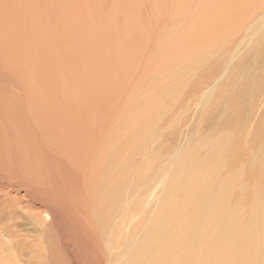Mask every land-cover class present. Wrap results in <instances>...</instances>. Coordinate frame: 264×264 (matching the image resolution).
<instances>
[{"label": "rangeland", "instance_id": "374dc122", "mask_svg": "<svg viewBox=\"0 0 264 264\" xmlns=\"http://www.w3.org/2000/svg\"><path fill=\"white\" fill-rule=\"evenodd\" d=\"M178 2L0 0V223L13 235L2 236L0 229V247L31 233L33 225L26 227L25 218L33 221L36 204L56 206L45 235L52 239L50 251L64 264L57 243L61 203L78 219L80 254L100 258L109 252L101 248L93 220L97 202L107 195L116 200L120 193L130 206L138 202L137 208L139 202H154L150 196L159 189L161 195L166 182L181 192L212 140L223 148L211 152L216 183L207 198L216 185L225 190L221 177L226 174L220 173L230 171L227 156L234 149L250 154L248 169L263 161L264 107L252 117L260 144L249 146L254 136L247 135L245 124L237 125L218 109L210 118L209 107L200 105L216 82L222 92L231 87L237 95L243 84L264 75V32L245 38L250 26L245 22L262 13L264 6L257 10L264 0H210L199 10L194 4L170 14L182 15L174 17L178 26L173 28L165 14L193 4ZM214 24L220 26L210 30ZM207 69L212 76L205 77ZM202 77L214 80L207 85ZM233 99V107H239L241 101ZM207 129L211 133L200 137ZM246 179L243 172L244 202L254 192L253 177ZM140 212L126 225L119 219L121 243L111 254L127 244H142L146 223ZM231 219L238 224L236 215ZM132 223L138 228L126 231L123 226ZM89 228L96 230V251L81 248ZM25 261L20 258L18 264ZM9 264L16 263L10 259Z\"/></svg>", "mask_w": 264, "mask_h": 264}, {"label": "bare ground", "instance_id": "6f19581e", "mask_svg": "<svg viewBox=\"0 0 264 264\" xmlns=\"http://www.w3.org/2000/svg\"><path fill=\"white\" fill-rule=\"evenodd\" d=\"M195 1L192 0L193 4L187 8H176V12L165 14V17L163 14L160 16L169 20L173 28L177 27L178 23L174 17H181L182 15L174 14V17H172L170 14L191 10ZM209 1L197 0L194 10L201 9ZM263 6L264 4L259 7L257 12ZM257 15L252 16L245 22V27L250 25L245 38L255 37L264 32V10L256 18ZM159 17H157V21ZM214 26L220 25L214 24L210 30ZM204 75L205 77L212 76V72L207 69L204 71ZM205 77H202V79L207 85L214 80V78L207 79ZM216 83L201 103L200 109L209 107L206 111L210 118H212V111L215 109H218L222 115L226 112L228 113L226 117L229 120L239 126L245 124L248 130L247 135L252 133L254 122L252 117L258 113L260 108L264 107V75L256 79L253 84H243L237 95L236 92H233V89L231 90V87L227 88L226 92H222L219 83ZM215 89H219V91L214 92ZM234 97L241 101L239 107H233V104L236 103V100L233 99ZM222 131L227 132L228 126L225 125ZM254 132L252 133V137H254L250 141L249 146L258 142L260 144L259 137ZM210 133V129H207L206 132H201L200 137ZM228 133L230 134V132ZM222 148L223 145L220 141L214 142L212 140L204 157L193 168L192 174L194 178L189 180L187 186L183 187L181 192H174L166 182L163 185L161 195L160 189L159 192L149 195L154 198V202L147 201L151 203L147 207L152 209L149 214L146 207L148 203L139 202V205L143 208L139 206L136 208L138 202L130 206L131 201H123L119 192L116 200L111 199L107 195L103 201L97 202L93 222L100 234L101 248L109 252V255H107L102 251L106 257L104 254H101L100 258L94 253V257L80 254L78 246L80 238L78 239L76 230L78 219L72 210L70 214H67L69 211L66 209V204L59 203V209H62V216L58 215L57 232L59 233L57 234V243L59 250L62 251L64 264H94L96 262L95 258L96 260L98 258L99 264H105L109 258H111L109 259L110 264H264V247H262V244H264V151L261 148L260 156L262 155L263 161L255 168L250 169H248L246 163L249 153H239L236 149L230 152L227 156L230 171L220 173L226 174L225 177H221L226 188L224 190L222 186L216 185L214 194L207 198V192L216 183L213 167L214 160L211 157V152ZM218 171L219 168L216 169V172ZM243 172L247 174V183L249 176H252L254 184V192L249 196L250 200L246 202H244V199L248 194L242 182ZM155 179L153 178V180ZM140 184L142 182L132 185L131 189H137ZM157 196L158 199H155ZM153 203L154 206L152 205ZM246 203L249 204L247 208L244 206ZM55 207L43 205V203L36 204L38 213L30 216L33 221L30 222L29 218H25L26 227L29 224L33 225V229L29 231L34 237L31 236L30 232H27L28 236L25 235L21 240L14 237L13 244L0 247V264H9L10 259L18 264L20 258L26 260L25 263L21 264H45L51 259H53V263L58 262L60 264L58 259L60 255L54 249L50 251L48 247L47 242L48 240L52 241L51 237L45 235L47 226L50 225L49 221L56 218L58 210ZM134 208L136 210L132 211ZM139 211H141L139 216L143 217L142 221H140H145L146 223V225L142 223L143 231H141L143 232L142 236H144L142 244H138V242L131 245L130 243V248H128L127 244L123 249L111 254L110 252L121 241V237L117 233L122 224H120L119 219H127L128 222H133L134 220L130 217ZM233 215L237 216V225L231 219ZM66 219L68 220L65 222ZM127 220L123 221V225H126ZM147 221H151V223H147ZM136 226L135 223H132L123 227H126V231L130 232V229L136 230L138 228ZM0 229L2 236H13L7 235L8 229L6 225L1 226L0 223ZM95 231L93 229L92 232V229L89 228V235L82 237L80 243L82 249L89 247L93 250L94 237L96 238L97 235ZM129 236H131L130 233ZM28 239H31L30 245L27 242L29 241ZM245 243L246 245H244ZM86 244L89 245L86 246ZM95 246L94 249L96 251ZM119 246L123 245L119 244ZM9 248L13 253H7ZM114 250L116 251V249ZM26 251H30L28 253L31 256L30 258H26V254H24ZM117 253L119 254L118 256L116 255Z\"/></svg>", "mask_w": 264, "mask_h": 264}]
</instances>
